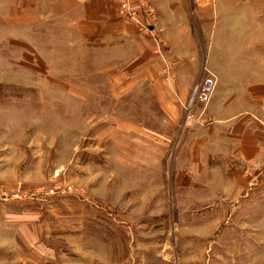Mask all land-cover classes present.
<instances>
[{
  "label": "rangeland",
  "instance_id": "1",
  "mask_svg": "<svg viewBox=\"0 0 264 264\" xmlns=\"http://www.w3.org/2000/svg\"><path fill=\"white\" fill-rule=\"evenodd\" d=\"M263 15L0 0V264H264V125L194 98Z\"/></svg>",
  "mask_w": 264,
  "mask_h": 264
},
{
  "label": "crops",
  "instance_id": "2",
  "mask_svg": "<svg viewBox=\"0 0 264 264\" xmlns=\"http://www.w3.org/2000/svg\"><path fill=\"white\" fill-rule=\"evenodd\" d=\"M252 22L251 39H246L245 42L247 48L245 59L239 58L237 53H231L230 55V84H227L226 88L223 87L218 66L215 67V75L217 84L220 80L218 90L223 89V92L218 91L222 96L220 106L223 108L229 107L230 109L245 107L248 110V118L252 124L264 125V15L260 19V26L257 25L256 21L252 20ZM216 71H218V74ZM251 140L254 142L255 140L264 141V131L257 133ZM252 146L253 150L258 147L257 143H253ZM260 148L262 154H264L263 143Z\"/></svg>",
  "mask_w": 264,
  "mask_h": 264
},
{
  "label": "built area",
  "instance_id": "3",
  "mask_svg": "<svg viewBox=\"0 0 264 264\" xmlns=\"http://www.w3.org/2000/svg\"><path fill=\"white\" fill-rule=\"evenodd\" d=\"M217 85V77L215 74H206V77L202 82H200L195 88L194 98L202 104H208L214 94ZM51 193H54L51 191Z\"/></svg>",
  "mask_w": 264,
  "mask_h": 264
}]
</instances>
